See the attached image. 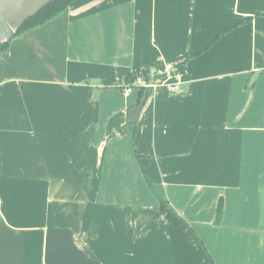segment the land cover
<instances>
[{
  "label": "crops",
  "instance_id": "crops-1",
  "mask_svg": "<svg viewBox=\"0 0 264 264\" xmlns=\"http://www.w3.org/2000/svg\"><path fill=\"white\" fill-rule=\"evenodd\" d=\"M157 196L264 264V0H75L0 54V264H208Z\"/></svg>",
  "mask_w": 264,
  "mask_h": 264
},
{
  "label": "water",
  "instance_id": "water-1",
  "mask_svg": "<svg viewBox=\"0 0 264 264\" xmlns=\"http://www.w3.org/2000/svg\"><path fill=\"white\" fill-rule=\"evenodd\" d=\"M53 0H0V45L14 38L20 27ZM256 73L251 80L255 79ZM147 93L140 103L128 112V121L133 123L140 113Z\"/></svg>",
  "mask_w": 264,
  "mask_h": 264
},
{
  "label": "trees",
  "instance_id": "trees-1",
  "mask_svg": "<svg viewBox=\"0 0 264 264\" xmlns=\"http://www.w3.org/2000/svg\"><path fill=\"white\" fill-rule=\"evenodd\" d=\"M73 1H75V0H53L46 7H44L41 11H39L37 14H35L31 18H29L20 27V29L18 30L15 37L27 32L29 30L37 28V27L45 24L46 22L58 17L68 8V6ZM9 42L10 41L0 45V54L7 50L8 46H9ZM141 91H142V89H141ZM138 159H139L140 163H142L139 156H138ZM143 172H144V169H143ZM145 177H146V175H145ZM146 181H147L148 185L150 186V189L155 194V191H154V189H153L152 185L150 184L147 177H146ZM157 199L159 202L160 211L163 215H165V217H166L167 221L170 223V225L172 227H178L180 225H184L188 229L192 238L196 241V243L198 244V246L202 250L207 263L208 264H215L214 261L212 260L211 256L207 252L204 244L201 242V240L198 238V236L194 233L193 229L186 223V221L183 218H181L180 216H178L176 214V212H174L168 206L166 201L161 199L159 196H157ZM219 212H220V208L218 210V214H219Z\"/></svg>",
  "mask_w": 264,
  "mask_h": 264
},
{
  "label": "built area",
  "instance_id": "built-area-1",
  "mask_svg": "<svg viewBox=\"0 0 264 264\" xmlns=\"http://www.w3.org/2000/svg\"><path fill=\"white\" fill-rule=\"evenodd\" d=\"M150 87H152V85H150ZM167 90H168V92L170 94H178V93H180V90H179V88H178L177 85H167ZM130 92H131L130 88H126L124 90V93L125 94H128Z\"/></svg>",
  "mask_w": 264,
  "mask_h": 264
},
{
  "label": "rangeland",
  "instance_id": "rangeland-1",
  "mask_svg": "<svg viewBox=\"0 0 264 264\" xmlns=\"http://www.w3.org/2000/svg\"><path fill=\"white\" fill-rule=\"evenodd\" d=\"M138 160V163H137V165H138V172L139 173H141L142 172V175H144L143 173V168H144V165H142V164H140V161H139V159H137ZM145 176V175H144ZM145 178V177H144Z\"/></svg>",
  "mask_w": 264,
  "mask_h": 264
}]
</instances>
